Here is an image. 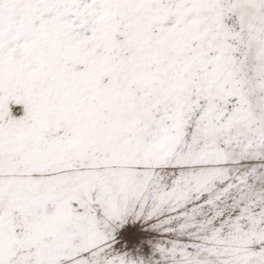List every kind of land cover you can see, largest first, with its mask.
<instances>
[{"label":"snow or ice","instance_id":"1","mask_svg":"<svg viewBox=\"0 0 264 264\" xmlns=\"http://www.w3.org/2000/svg\"><path fill=\"white\" fill-rule=\"evenodd\" d=\"M0 264H264V0H0Z\"/></svg>","mask_w":264,"mask_h":264},{"label":"rangeland","instance_id":"2","mask_svg":"<svg viewBox=\"0 0 264 264\" xmlns=\"http://www.w3.org/2000/svg\"><path fill=\"white\" fill-rule=\"evenodd\" d=\"M156 235L157 233L152 229L149 222L129 217L125 227L116 231L115 241L118 248L133 252L139 249L143 255L147 256L151 251L148 242L154 240ZM130 236L135 238V242L129 239Z\"/></svg>","mask_w":264,"mask_h":264}]
</instances>
